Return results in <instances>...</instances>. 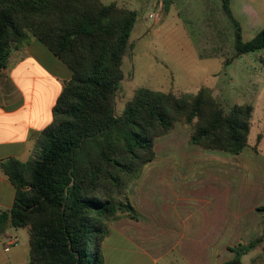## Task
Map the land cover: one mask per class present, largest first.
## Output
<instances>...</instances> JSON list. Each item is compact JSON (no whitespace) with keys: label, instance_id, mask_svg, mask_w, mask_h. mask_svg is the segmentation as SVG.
Here are the masks:
<instances>
[{"label":"trees","instance_id":"trees-1","mask_svg":"<svg viewBox=\"0 0 264 264\" xmlns=\"http://www.w3.org/2000/svg\"><path fill=\"white\" fill-rule=\"evenodd\" d=\"M221 2L236 27L237 56L263 50L264 28L244 42L231 1ZM172 4L164 0L165 10ZM138 19L137 11L101 0H0V72L14 52L38 39L73 73L32 159L1 164L16 198L0 215V231L8 221L28 228L30 264H103L108 223L122 214L141 218L117 197L141 178L156 159L155 141L177 123L190 126V145L206 151L238 156L249 145L253 107L227 108L207 87L181 95L141 87L117 114L124 59ZM263 243L264 231L247 245L229 247L235 258L227 264Z\"/></svg>","mask_w":264,"mask_h":264},{"label":"rangeland","instance_id":"rangeland-1","mask_svg":"<svg viewBox=\"0 0 264 264\" xmlns=\"http://www.w3.org/2000/svg\"><path fill=\"white\" fill-rule=\"evenodd\" d=\"M101 1L139 14L131 36L133 47L124 59L125 78L116 97L118 115L141 87L177 95L196 94L207 87L227 108L253 107L249 145L240 155L190 145L191 127L177 123L172 132L155 141L156 161L145 166L141 178L117 197L118 203L129 202L136 210L155 206L166 218L165 211L171 206L185 205L188 200L195 221L208 213L211 219L223 217L226 224H239L241 209L243 231L244 227L263 226L264 49L237 56L236 27L224 13L221 0H173L168 11L164 0ZM230 1L243 41L249 42L264 28V0ZM186 187L194 191L192 201L182 191ZM216 191L230 194L226 197L214 194ZM210 192L213 195L205 197ZM256 212L260 215L255 216ZM122 215L118 221L131 219ZM95 247L96 240L92 252ZM259 257H264V248Z\"/></svg>","mask_w":264,"mask_h":264},{"label":"crops","instance_id":"crops-1","mask_svg":"<svg viewBox=\"0 0 264 264\" xmlns=\"http://www.w3.org/2000/svg\"><path fill=\"white\" fill-rule=\"evenodd\" d=\"M72 74L38 39L14 52L7 67L1 70L0 215L13 207L16 198V188L3 173L1 164L10 159L22 162L32 159L36 139L53 122V108ZM182 191L192 201L194 191L187 187ZM214 194L227 197L230 193L216 191ZM210 195L213 192L205 197ZM171 207L165 211L166 218H162L161 209L144 206L137 208L139 220L111 223L102 247L103 264H227L235 258L229 247L247 245L264 231V225L244 227L243 231L241 209L237 216L239 224H226L225 218L211 219L208 213L195 221L188 200L185 205ZM258 215L256 212L255 216ZM13 239L16 245L5 251ZM0 244H3L0 264H30L28 228H14L8 221L0 231ZM262 248L264 243L253 250L259 251L257 255L242 257L236 264H264V257H259Z\"/></svg>","mask_w":264,"mask_h":264},{"label":"built area","instance_id":"built-area-1","mask_svg":"<svg viewBox=\"0 0 264 264\" xmlns=\"http://www.w3.org/2000/svg\"><path fill=\"white\" fill-rule=\"evenodd\" d=\"M156 17H158L157 14H156ZM151 18H155V15L152 14V15H151ZM16 243H17V241H16L15 239L11 240L10 243L6 246L5 251H9L10 247H11L12 245H16Z\"/></svg>","mask_w":264,"mask_h":264}]
</instances>
